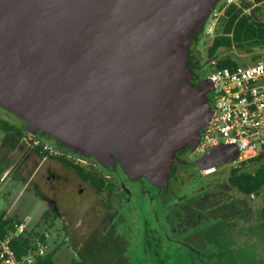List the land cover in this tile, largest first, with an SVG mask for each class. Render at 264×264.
Listing matches in <instances>:
<instances>
[{
	"label": "water",
	"instance_id": "1",
	"mask_svg": "<svg viewBox=\"0 0 264 264\" xmlns=\"http://www.w3.org/2000/svg\"><path fill=\"white\" fill-rule=\"evenodd\" d=\"M218 1L0 0V107L33 136L165 187L211 116L189 45ZM207 158L201 170L220 162Z\"/></svg>",
	"mask_w": 264,
	"mask_h": 264
},
{
	"label": "rangeland",
	"instance_id": "2",
	"mask_svg": "<svg viewBox=\"0 0 264 264\" xmlns=\"http://www.w3.org/2000/svg\"><path fill=\"white\" fill-rule=\"evenodd\" d=\"M197 40L206 77L220 59L230 58L238 65H249L253 63L251 56L262 53L258 49L250 53L230 49L210 58L207 48L212 40L203 33ZM4 124L9 125L0 118V125ZM20 137L19 145L12 148L10 144L15 138L0 130V164L4 167L0 179V215L13 224L24 221L22 238L29 241L31 250L39 244L45 246L44 253L52 252V264H70L72 260L85 264H264V189L259 196L248 197L231 187L227 178L238 165L222 166L217 173L221 190L229 195L228 204H233L229 217L224 220L220 216L198 227L200 234L191 248L180 249L187 253L184 258L157 263L145 254V236L139 225L144 215L137 207L145 201L142 189H147L146 186L136 190L127 207L122 202L107 206L105 198L95 196L88 180L56 158H48L27 181L21 170V157L28 147ZM259 164L264 166V160L248 162L239 168L252 172ZM196 186L194 180L185 179L173 185L171 191L183 195ZM152 203L156 205L155 200ZM42 236L44 241L40 239ZM174 248L176 245L171 244L169 252Z\"/></svg>",
	"mask_w": 264,
	"mask_h": 264
},
{
	"label": "flooded vegetation",
	"instance_id": "3",
	"mask_svg": "<svg viewBox=\"0 0 264 264\" xmlns=\"http://www.w3.org/2000/svg\"><path fill=\"white\" fill-rule=\"evenodd\" d=\"M197 45V39L189 45L188 65L191 69L190 82L199 86L202 80H208V76L206 77L202 72V60ZM208 61L212 64L211 59L208 58ZM208 98L211 105L210 95ZM0 118L4 119L5 123H9L14 130H20L22 135L27 132L22 119L1 107ZM34 137L50 143L60 151L62 156L79 166L83 172L81 176H77L85 181L88 180L95 196L105 198L108 203L107 206L109 203L120 204L122 202L127 207L132 202L136 190L142 186L147 187V189H142L146 196L145 201L137 207L139 212L144 215L139 225L141 233L145 236V254L157 263L173 262L179 256L182 258L187 256V253L180 249L183 247H187V250L191 248L193 242L196 241L195 237L200 234L197 230L198 227L211 222V220L214 221L220 216L226 220L231 212L230 209L233 207V204H228L229 195L221 190L222 185L217 181V173L220 168L234 163L236 152L231 147L215 148L201 156L195 155L188 148L175 152V158L178 162H175L173 169L168 174L167 185L157 187L144 177L129 178L117 162L105 167L93 157H85L59 148L56 141L47 135L40 136L37 133ZM205 155H208L206 164H209L211 160L213 162L220 161L215 165V172L207 176L201 173L197 164V161ZM78 159L84 160L85 164L78 163L76 161ZM85 169L88 173L84 171ZM185 179L194 180L197 186L183 195L171 191L173 185L179 184L181 180ZM195 196H199L197 200L184 204L188 199ZM153 200H155L156 205H153ZM171 244H175L177 248H174L170 253L168 247Z\"/></svg>",
	"mask_w": 264,
	"mask_h": 264
},
{
	"label": "built area",
	"instance_id": "4",
	"mask_svg": "<svg viewBox=\"0 0 264 264\" xmlns=\"http://www.w3.org/2000/svg\"><path fill=\"white\" fill-rule=\"evenodd\" d=\"M245 5V7H241ZM264 5V0H219L206 19L202 33L211 40L218 25L231 6L241 7L243 14L253 12ZM257 59L249 65L234 67H215L208 76L211 85V116L203 127L199 141L192 151L195 155L207 154L222 146L233 147L236 151L234 165H240L256 158L264 152V49ZM21 142L30 149L37 148L42 153L61 155L60 151L46 141L25 133ZM85 164L82 159L76 160ZM216 166L201 170L203 175L214 173ZM25 222L12 224L0 236V264H32L37 256H43L44 247L37 245L23 256L17 258L11 249L14 238L20 237Z\"/></svg>",
	"mask_w": 264,
	"mask_h": 264
},
{
	"label": "trees",
	"instance_id": "5",
	"mask_svg": "<svg viewBox=\"0 0 264 264\" xmlns=\"http://www.w3.org/2000/svg\"><path fill=\"white\" fill-rule=\"evenodd\" d=\"M245 7V5L241 6ZM241 7L231 6L227 9L225 15L222 17L216 33L212 38L210 46L207 48V54L213 58L222 50L236 49L246 53L253 52L255 49H264V5L254 8L249 14H243ZM257 55L251 56L252 61L257 59ZM236 62L230 58L220 59L215 63V67H234ZM0 130L5 131L7 135H12L14 141H11V147L16 148L19 141L18 138L22 135L20 130L16 131L13 127L7 124L0 125ZM18 141V142H17ZM15 142V143H14ZM17 144V145H16ZM34 152L41 157L56 158L60 160L67 167L73 168L75 173L82 175V169L74 164L72 161L62 155H49L40 152L39 149L34 148ZM264 160V152L260 153L256 158L243 162L238 166H234L228 175L227 181L229 185L244 196H259L264 189V166L259 164L258 167L252 171H244L239 166L245 163H260ZM4 173V167L0 164V179ZM13 221L9 218H3L0 215V236H2L8 229L12 227ZM41 241H44L42 236ZM11 249L14 251L17 258H22L30 250V243L22 236L14 238L11 242ZM52 252H47L43 256H37L32 264H52ZM70 264H85L84 261L72 260Z\"/></svg>",
	"mask_w": 264,
	"mask_h": 264
},
{
	"label": "crops",
	"instance_id": "6",
	"mask_svg": "<svg viewBox=\"0 0 264 264\" xmlns=\"http://www.w3.org/2000/svg\"><path fill=\"white\" fill-rule=\"evenodd\" d=\"M22 167L21 170L24 172L25 180L29 181L32 175L37 171L39 167L48 159V157H41L29 148H24L22 155ZM51 175V174H50ZM50 178V177H49ZM4 219L6 217H3Z\"/></svg>",
	"mask_w": 264,
	"mask_h": 264
}]
</instances>
